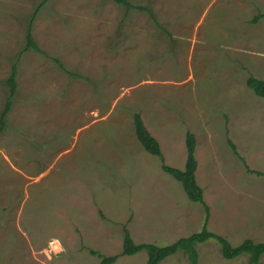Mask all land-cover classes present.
<instances>
[{
  "label": "rangeland",
  "instance_id": "rangeland-1",
  "mask_svg": "<svg viewBox=\"0 0 264 264\" xmlns=\"http://www.w3.org/2000/svg\"><path fill=\"white\" fill-rule=\"evenodd\" d=\"M0 0V113L17 62V91L0 133V264H146L134 245L163 248L202 231L231 248L264 244V0ZM21 53V54H20ZM52 58L60 61L70 77ZM139 113L162 161L136 139ZM187 132L208 213L162 169L183 170ZM231 146L234 147L232 150ZM196 264L223 258L215 239ZM160 264H191L182 251ZM259 264H264V254Z\"/></svg>",
  "mask_w": 264,
  "mask_h": 264
},
{
  "label": "trees",
  "instance_id": "trees-1",
  "mask_svg": "<svg viewBox=\"0 0 264 264\" xmlns=\"http://www.w3.org/2000/svg\"><path fill=\"white\" fill-rule=\"evenodd\" d=\"M46 1L47 0H44L43 2L38 4L32 16L30 17L26 36H25V47L21 53L36 52L38 54H45L44 51H42L39 48L37 42L35 41L32 32V27H33V21L35 20L37 14L39 13V10L46 3ZM115 1L117 4L123 6L126 12H129L131 10L146 12L149 15L150 19H152L155 22V24H157L153 12L148 8L142 6H134L130 3L129 0H115ZM263 17L264 16L262 14H258L252 20L251 23H257ZM52 60L56 64H58L59 65L58 67H60L61 70H63L70 77H77L76 74L65 70L64 66L60 63L59 60L55 58H52ZM17 63L18 61L12 64L10 75L6 79V84L8 87V96L4 101L3 108L0 113V133H2L6 128V119L12 109L14 98L16 96ZM246 84L247 87L251 89L257 97L264 99V81L250 76L248 77ZM133 125H134V132L136 139L139 142L140 146L143 148V150L151 156L160 158L162 161L160 145L157 142V140L151 136V134L145 127L141 115L139 113H135V115L133 116ZM185 145H186L187 157L183 170L172 168L166 165H163L162 169L164 170V172H166L170 177H172L176 182H178L181 185L185 193L184 196L193 203L201 204L207 214L208 207L202 200L201 197L202 192L196 182L195 171H196L197 161L194 156L195 137L190 132H187L186 134ZM231 148L232 150H234L233 146H231ZM212 238L219 242L221 246L222 256L227 260L235 259L240 255L247 254L249 256L248 264H259L260 257L264 254V244L262 243L253 244L247 240L244 241L240 246L236 248H231L224 239L210 234L206 228V225H204L200 233L194 234L188 238H181L175 244L168 245L163 248L156 247L155 245H150V244L134 245L129 236V233L124 232L122 255L133 256L140 253L141 251H145L147 255L146 264H160L165 258L175 254L177 251H182L187 256L191 264H196L197 252L195 249V245L204 243ZM116 258L117 257L115 256H112L110 258H102L101 264H111Z\"/></svg>",
  "mask_w": 264,
  "mask_h": 264
},
{
  "label": "crops",
  "instance_id": "crops-1",
  "mask_svg": "<svg viewBox=\"0 0 264 264\" xmlns=\"http://www.w3.org/2000/svg\"><path fill=\"white\" fill-rule=\"evenodd\" d=\"M260 80V79H259ZM194 156H195V152H194Z\"/></svg>",
  "mask_w": 264,
  "mask_h": 264
}]
</instances>
